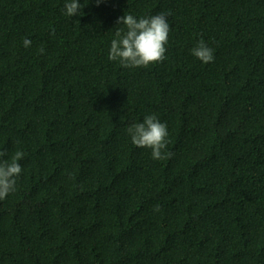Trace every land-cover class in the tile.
Here are the masks:
<instances>
[{
	"label": "trees",
	"instance_id": "16d2710c",
	"mask_svg": "<svg viewBox=\"0 0 264 264\" xmlns=\"http://www.w3.org/2000/svg\"><path fill=\"white\" fill-rule=\"evenodd\" d=\"M78 2L0 0V151L25 153L0 264H264V0ZM162 12L164 61L108 59L119 17ZM151 114L169 159L127 132Z\"/></svg>",
	"mask_w": 264,
	"mask_h": 264
},
{
	"label": "clouds",
	"instance_id": "9594fccd",
	"mask_svg": "<svg viewBox=\"0 0 264 264\" xmlns=\"http://www.w3.org/2000/svg\"><path fill=\"white\" fill-rule=\"evenodd\" d=\"M97 4L101 0H96ZM170 12L159 13L153 16L136 18L132 14H126L118 18L117 23L124 27L117 28L115 38L111 40L108 59L119 61L124 68L148 67L166 59L170 26L168 16ZM65 15H84L82 6L78 0H66ZM24 47L31 46V40L25 38ZM44 52V48H40ZM191 54L207 64L214 61V50L201 39ZM132 143L141 148L151 149L152 158L155 160L169 159L172 156L168 152V130L166 123H162L155 114L144 117L143 122L133 123L127 128ZM6 155L0 151V200H3L11 192L15 191L17 178L22 172L19 161L25 153L16 151L10 160L3 159ZM153 211H159V205L154 206Z\"/></svg>",
	"mask_w": 264,
	"mask_h": 264
}]
</instances>
